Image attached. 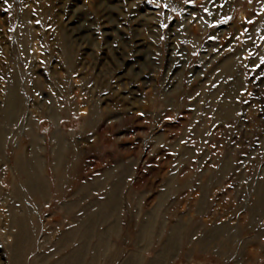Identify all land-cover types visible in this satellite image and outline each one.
I'll use <instances>...</instances> for the list:
<instances>
[{"label": "rangeland", "instance_id": "374dc122", "mask_svg": "<svg viewBox=\"0 0 264 264\" xmlns=\"http://www.w3.org/2000/svg\"><path fill=\"white\" fill-rule=\"evenodd\" d=\"M71 259L264 264V0H0V264Z\"/></svg>", "mask_w": 264, "mask_h": 264}, {"label": "bare ground", "instance_id": "6f19581e", "mask_svg": "<svg viewBox=\"0 0 264 264\" xmlns=\"http://www.w3.org/2000/svg\"><path fill=\"white\" fill-rule=\"evenodd\" d=\"M236 65V64H235ZM230 68V67H229ZM14 82V81H13ZM18 84V83H17ZM18 89V88H17ZM11 90H12V88H11ZM16 90V89H15ZM14 91V90H13ZM18 92V91H17ZM17 92H14V93H17ZM13 93V92H12ZM11 96H13V95H11ZM15 98H17L16 97V94H15ZM10 100H14V96H13V99L11 98ZM16 101V100H15ZM11 103L13 104V102L11 101ZM10 103V104H11ZM16 104V103H15ZM10 108H11V106H10ZM10 111H12V110H10ZM10 113V112H9ZM10 115V114H9ZM11 116V115H10ZM7 119V118H6ZM204 127H205V125H204ZM34 154V153H33ZM60 159H62L63 160V158L62 157H60ZM60 161V160H59ZM60 163H61V161H60ZM113 168V167H112ZM112 168H109V169H112ZM117 168H118V166L117 167H115V168H113V170L110 172V173H115V169L117 170ZM109 172V171H108ZM108 175V174H107ZM92 182V181H91ZM119 183V182H118ZM115 184H117V183H115ZM189 185V184H188ZM116 185H114V189H113V191H112V193L110 192V197L108 198V200H107V202H105V207H103V208H101L100 209V207L99 206H96L95 205V207L93 208V211L92 212H88L87 213V215L85 216V218H82L83 220H82V223H81V225H84L85 223H87V220L88 219H90V220H93V221H95V217L97 216H102V214H105V213H107V212H109V210H110V208H112V206L113 205H115L114 203H116V201H117V199H118V195L119 194H117L118 192V188L119 187H115ZM92 187H93V185H92ZM113 208H116V206H114ZM119 209V208H118ZM117 209V210H118ZM115 211V210H114ZM106 217V216H105ZM152 223V222H151ZM153 224V223H152ZM15 225H16V227H17V230H18V234H19V236H20V240H22L23 241V238L24 239H26V237H25V235H27L26 234V232H27V230H26V220H24V219H20V220H17L16 221V223H15ZM90 225H92V224H90ZM144 228L146 227V225L145 226H143ZM176 227V226H175ZM180 227L182 228V226H179V227H176L175 229H174V231H173V236H172V238L170 239V240H168V242H167V246H166V248H167V251L169 250V249H171V248H173V247H175L176 245H175V242L177 241V238H176V236L178 235L177 233H179V232H181L180 230ZM89 225H88V227L86 228V229H84V230H82V235L83 236H86V235H89L90 234V232H89ZM73 231V230H72ZM75 231V230H74ZM69 232V231H68ZM76 232H78V230H76ZM144 232L145 233H149L150 232V229H146V230H144ZM67 236V238H71L73 235H74V232H69V233H67L66 234ZM177 237H179V235L177 236ZM19 238V237H18ZM104 241V240H103ZM106 242V241H105ZM177 243V242H176ZM24 244V243H23ZM19 246H20V244H18ZM175 245V246H174ZM23 246V245H22ZM20 250V249H19ZM80 252V250L78 251V253ZM75 254V255H73V259H76V258H79L78 256H79V254ZM73 259H71L69 262H68V264H75V261L73 260Z\"/></svg>", "mask_w": 264, "mask_h": 264}]
</instances>
